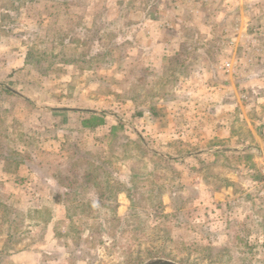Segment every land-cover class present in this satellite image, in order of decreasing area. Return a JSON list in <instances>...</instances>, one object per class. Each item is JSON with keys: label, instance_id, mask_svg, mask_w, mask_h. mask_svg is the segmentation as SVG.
Listing matches in <instances>:
<instances>
[{"label": "rangeland", "instance_id": "rangeland-1", "mask_svg": "<svg viewBox=\"0 0 264 264\" xmlns=\"http://www.w3.org/2000/svg\"><path fill=\"white\" fill-rule=\"evenodd\" d=\"M156 259L264 264V0H0V264Z\"/></svg>", "mask_w": 264, "mask_h": 264}, {"label": "trees", "instance_id": "trees-1", "mask_svg": "<svg viewBox=\"0 0 264 264\" xmlns=\"http://www.w3.org/2000/svg\"><path fill=\"white\" fill-rule=\"evenodd\" d=\"M110 45L112 46V45H114V43H110ZM86 54H84V56H85ZM66 62H70L71 60H65ZM95 116V115H94ZM90 120V119H89ZM101 119L99 118V117H96V122H95V124L94 123H92V122H88L87 120H84V124H86V125H93V126H98V125H101L102 124V122L103 121H100ZM19 160H21V159H19ZM84 181H86L87 183H89L90 184V186L91 187H95L96 189H98V190H100V195L101 196H104L106 199L107 198H114L115 196H116V194H117V192L118 191H115V190H113V192H112V189H110V190H108L109 189V187H111L112 185H110L109 183H108V180H106V182H105V184H104V186L103 187H101L100 185H98V181H96V176L95 175H92V174H90V173H86L85 175H84ZM97 182V183H96ZM103 182V181H102ZM96 183V184H95ZM102 188H103V190H102ZM109 191H111L113 194H110V193H108Z\"/></svg>", "mask_w": 264, "mask_h": 264}, {"label": "water", "instance_id": "water-1", "mask_svg": "<svg viewBox=\"0 0 264 264\" xmlns=\"http://www.w3.org/2000/svg\"><path fill=\"white\" fill-rule=\"evenodd\" d=\"M142 264H178V263H175L173 261L166 260V259H156V260H153L147 263H142Z\"/></svg>", "mask_w": 264, "mask_h": 264}, {"label": "crops", "instance_id": "crops-1", "mask_svg": "<svg viewBox=\"0 0 264 264\" xmlns=\"http://www.w3.org/2000/svg\"><path fill=\"white\" fill-rule=\"evenodd\" d=\"M157 21V20H156ZM215 150H218V148H214ZM35 191V190H34ZM34 194V193H33ZM34 197H37L38 196V193H35L34 195H33Z\"/></svg>", "mask_w": 264, "mask_h": 264}]
</instances>
